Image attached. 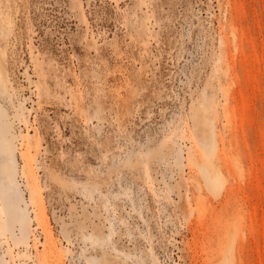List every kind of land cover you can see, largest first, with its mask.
I'll return each instance as SVG.
<instances>
[{
  "label": "rangeland",
  "instance_id": "obj_1",
  "mask_svg": "<svg viewBox=\"0 0 264 264\" xmlns=\"http://www.w3.org/2000/svg\"><path fill=\"white\" fill-rule=\"evenodd\" d=\"M0 264H264V0H0Z\"/></svg>",
  "mask_w": 264,
  "mask_h": 264
},
{
  "label": "bare ground",
  "instance_id": "obj_2",
  "mask_svg": "<svg viewBox=\"0 0 264 264\" xmlns=\"http://www.w3.org/2000/svg\"><path fill=\"white\" fill-rule=\"evenodd\" d=\"M2 71H0V80H3V73H1ZM0 118H1V123L3 125V129L1 131V134L3 136L4 141H8L9 145L13 144V137L12 140L8 139V134L11 133L12 129H13V125L8 117V115L6 114V112L3 110V108H0Z\"/></svg>",
  "mask_w": 264,
  "mask_h": 264
}]
</instances>
